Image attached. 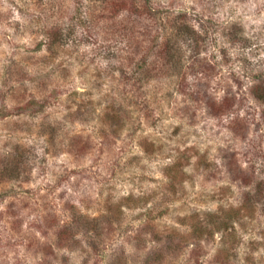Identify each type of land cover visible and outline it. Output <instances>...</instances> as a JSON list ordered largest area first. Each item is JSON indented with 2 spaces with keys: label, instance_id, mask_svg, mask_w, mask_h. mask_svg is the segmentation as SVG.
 <instances>
[{
  "label": "rangeland",
  "instance_id": "1",
  "mask_svg": "<svg viewBox=\"0 0 264 264\" xmlns=\"http://www.w3.org/2000/svg\"><path fill=\"white\" fill-rule=\"evenodd\" d=\"M152 3L0 0V264H264V0Z\"/></svg>",
  "mask_w": 264,
  "mask_h": 264
},
{
  "label": "trees",
  "instance_id": "2",
  "mask_svg": "<svg viewBox=\"0 0 264 264\" xmlns=\"http://www.w3.org/2000/svg\"><path fill=\"white\" fill-rule=\"evenodd\" d=\"M94 2V5L99 6V8H102L99 10V12L106 14H110V16L115 17L116 14L124 13L126 16L130 17L131 15H137L142 17L143 14L149 15L152 17V19H157L158 15L160 16V11L157 10L153 6L152 0H91ZM104 16V15H103ZM146 18V17H145ZM97 22H93L92 25L95 26ZM189 27V26H188ZM49 28V29H48ZM44 30V29H43ZM46 33H44L46 38V49L48 51H54L57 47H64L65 44L69 43L70 39L72 40V36L74 34V27H68V31H65L63 27H59V25H51L47 27ZM240 29H235V23H232V25L228 26L226 23H224V26L222 27V35L223 37H226L227 39H232L235 37L236 34ZM185 36V34H183ZM189 35V36H188ZM186 35L187 41L194 42L196 46H198V43L196 39H198L197 35H190L188 33ZM205 38V36H204ZM201 39L202 42L206 41ZM229 42V41H228ZM233 41H231L232 44ZM169 52V51H168ZM166 51H164V54L161 53V55H165ZM225 54V52H224ZM145 59V58H143ZM144 64H147V60H145ZM148 68L149 66L146 65ZM263 77H260L259 82H254L251 87L250 91L253 95L254 99L258 100L259 102L264 101V81L262 79ZM52 97H46L44 99V102L50 100L54 101L56 100V95H51ZM232 96L230 94L224 95L221 99H212L211 96H208L206 98V102L209 105L210 109L216 113L217 115H221L224 112H229L231 109V106H233ZM4 101V94L0 93V103ZM59 101V100H57ZM33 105V102L30 101L25 106L21 107L23 110H27V108H31ZM237 119V118H235ZM18 169L19 165L18 162H13L11 164H1L0 163V174H9V176H13L11 178H14L15 176L18 177ZM153 259L151 257H148L145 260V264H150Z\"/></svg>",
  "mask_w": 264,
  "mask_h": 264
}]
</instances>
